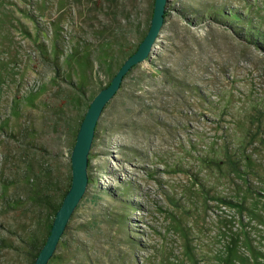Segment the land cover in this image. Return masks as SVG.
Listing matches in <instances>:
<instances>
[{"label":"rangeland","instance_id":"obj_1","mask_svg":"<svg viewBox=\"0 0 264 264\" xmlns=\"http://www.w3.org/2000/svg\"><path fill=\"white\" fill-rule=\"evenodd\" d=\"M154 3L0 0V264H31L50 218L35 176L50 173L53 202L88 105ZM90 156L49 264H264V0H168Z\"/></svg>","mask_w":264,"mask_h":264},{"label":"water","instance_id":"obj_2","mask_svg":"<svg viewBox=\"0 0 264 264\" xmlns=\"http://www.w3.org/2000/svg\"><path fill=\"white\" fill-rule=\"evenodd\" d=\"M168 0H155L150 27L138 48L130 54L111 79L93 97L80 124L76 141L71 152L72 181L62 204L56 212L50 233L41 247L33 264H49L74 214L85 195L90 181V154L96 137L98 121L108 102L121 89L125 76L131 68L144 61L155 47L165 22Z\"/></svg>","mask_w":264,"mask_h":264},{"label":"trees","instance_id":"obj_3","mask_svg":"<svg viewBox=\"0 0 264 264\" xmlns=\"http://www.w3.org/2000/svg\"><path fill=\"white\" fill-rule=\"evenodd\" d=\"M166 14H167V10H166ZM89 105H88V107H89ZM85 114L83 116H85ZM83 116H82V118H83ZM82 120L80 121L79 124H81ZM79 127H80V125L77 128L76 135H77V132L79 130ZM90 159H91V156H90ZM31 173H33L32 170H31ZM33 178H34V175L32 176V179ZM35 178L36 179L33 182L32 187H31V194H30L31 196L30 197H32L37 202H40V203L44 202V204H46V206L48 207L49 213H50V218L48 220V223L46 224V231L47 232H46V236L44 237V239H42L40 242V241L36 240L35 236L33 235V236H31V238L29 240L30 244H31V249H30V251H31L30 252L31 253L30 254L31 264H33V262L35 261V258L37 257L39 251L41 250V247L45 243V241H46V239L50 233L51 226H52L54 217L56 215V212L59 209V207L61 206L63 198L65 197L67 191L69 190L70 185H71V181H72V177H71V173H70L69 178H68V182L66 183L65 187L62 188L61 191H58L56 198L54 199L53 202H51L52 198H51L50 192L52 191L54 184H52L53 182L50 180V178H51L50 173L47 172V174L45 176L37 175V176H35ZM40 203H39V205H40ZM53 257H55V255Z\"/></svg>","mask_w":264,"mask_h":264}]
</instances>
